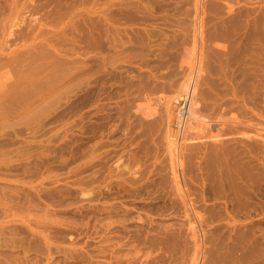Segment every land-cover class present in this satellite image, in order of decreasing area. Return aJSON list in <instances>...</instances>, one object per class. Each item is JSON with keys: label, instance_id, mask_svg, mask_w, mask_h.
<instances>
[{"label": "rangeland", "instance_id": "1", "mask_svg": "<svg viewBox=\"0 0 264 264\" xmlns=\"http://www.w3.org/2000/svg\"><path fill=\"white\" fill-rule=\"evenodd\" d=\"M0 264H264V0H0Z\"/></svg>", "mask_w": 264, "mask_h": 264}, {"label": "bare ground", "instance_id": "2", "mask_svg": "<svg viewBox=\"0 0 264 264\" xmlns=\"http://www.w3.org/2000/svg\"><path fill=\"white\" fill-rule=\"evenodd\" d=\"M185 88V87H184ZM183 95H187V93H183ZM189 97H190V95H189ZM189 100H190V98H189ZM189 102V101H188ZM189 104V103H188ZM187 104V107H186V111H187V109L190 107L189 105ZM176 109V108H175ZM177 112V111H176ZM175 112V113H176ZM189 114H190V112H189V109H188V112H187V117H189ZM178 115V114H177ZM186 117V116H185ZM187 117H186V119H187ZM177 118H179V117H176V119ZM184 120H185V118H183ZM175 121H177V120H175ZM180 122V121H179ZM179 122H177V123H179ZM182 122V121H181ZM184 123V122H183ZM184 125H186V122L184 123ZM184 131V130H183ZM182 134H183V132H182ZM181 134V135H182ZM178 136V135H177ZM181 137V136H180Z\"/></svg>", "mask_w": 264, "mask_h": 264}]
</instances>
